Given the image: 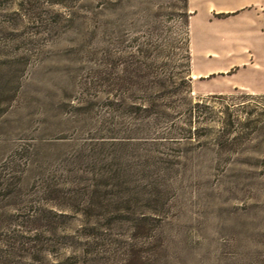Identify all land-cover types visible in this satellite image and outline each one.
<instances>
[{
    "label": "rangeland",
    "instance_id": "374dc122",
    "mask_svg": "<svg viewBox=\"0 0 264 264\" xmlns=\"http://www.w3.org/2000/svg\"><path fill=\"white\" fill-rule=\"evenodd\" d=\"M0 181V264H264V0H0Z\"/></svg>",
    "mask_w": 264,
    "mask_h": 264
},
{
    "label": "trees",
    "instance_id": "16d2710c",
    "mask_svg": "<svg viewBox=\"0 0 264 264\" xmlns=\"http://www.w3.org/2000/svg\"><path fill=\"white\" fill-rule=\"evenodd\" d=\"M191 14H189L188 15V18H187V22H186V24H187V26H188V24H189V16H190ZM186 62H187V65L189 64V61H190V55H189V52H188V46H189V37L187 36L186 37ZM2 184V181H0V185ZM1 191V190H0ZM81 205H83L84 206V204L82 203ZM78 207H80L79 205L77 206V209H78Z\"/></svg>",
    "mask_w": 264,
    "mask_h": 264
},
{
    "label": "crops",
    "instance_id": "0c3cea01",
    "mask_svg": "<svg viewBox=\"0 0 264 264\" xmlns=\"http://www.w3.org/2000/svg\"><path fill=\"white\" fill-rule=\"evenodd\" d=\"M191 16V15H190ZM190 19V18H189ZM193 74H195V73H193ZM206 92H210V91H206Z\"/></svg>",
    "mask_w": 264,
    "mask_h": 264
}]
</instances>
